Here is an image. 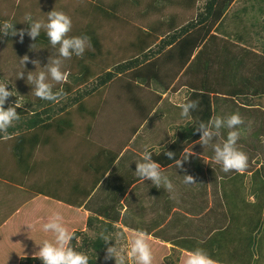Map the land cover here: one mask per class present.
I'll list each match as a JSON object with an SVG mask.
<instances>
[{"label":"rangeland","instance_id":"1","mask_svg":"<svg viewBox=\"0 0 264 264\" xmlns=\"http://www.w3.org/2000/svg\"><path fill=\"white\" fill-rule=\"evenodd\" d=\"M102 1L109 3L110 0ZM207 1L199 0L198 7H204ZM131 2V0L127 4L125 2L122 11L114 13L107 10L104 5L96 0H0V23L10 21L16 24L17 31L28 28V25L23 23L26 14H31L36 19H46L47 13L55 8V10L63 11L71 17L72 30L68 34L69 36L84 35L88 37L90 42V47L86 49L83 57L73 56L70 60L64 61L63 71L65 69L68 70L65 71L67 80L60 84L53 82L57 90H61L62 86L67 83L71 87L70 91L57 98L56 101H52L50 105L47 104L48 101L46 100L39 105L36 103L40 98L31 93L32 88L27 83L26 76L29 71L36 70L35 65L32 63L33 60H40L42 66L46 65L50 55L56 54V49L51 47L43 31L36 41L31 40L27 35H25L22 43L19 35L14 36L13 40L9 42L4 37L0 38V67L3 66L2 64H6L2 70H6L7 66L8 70L6 72L13 79L9 84V88L12 87L11 91L13 90L19 96L17 100L20 107H26L27 103L33 104V101L32 108H36L38 105L40 106L39 110L51 107L50 113H52L53 117L67 116L68 120L74 125L71 128L72 125L67 126L64 124L66 127L64 129L65 135L54 136L55 134H52L55 139L54 142H59L65 136L66 140L64 138L57 148L51 152L49 150V154L45 158H41L39 167L37 165L33 170H24L22 168L24 171L18 170L16 174H27L22 181L25 182L26 188H29L30 184H32L37 192L39 189H47L49 191L53 189L56 194L70 197L71 189H73L70 187V183L75 181L74 178L77 175H74L76 172L70 170L68 165L70 164L73 169H77V167L88 161L87 156L79 159L74 157L79 156V154L75 153L74 148L71 147L72 139L74 141H82L88 137L92 139L91 143L94 144V134L101 129L102 124H106L104 126L105 133L107 129L113 135L120 133L121 139L125 142H128L138 129L135 146H139L145 137L149 138L152 143H157L159 142V137L160 140L162 137H169L174 129L179 130V128L186 125L185 123L189 119L180 116L179 105L184 102L185 98L190 97L186 83L189 81L187 78L195 81L198 80V76H202L207 72L208 76L205 79V86H214L219 91H224L220 96L215 95L217 103L212 101V112L219 105L221 110L226 113V116V109H228L231 114L238 112L244 121V124L240 126L241 135L237 141V147L247 155V167L242 173L234 170L225 173L222 171L221 165L213 160L214 154L211 145L204 148L199 143L200 135H195L188 142V145H190L188 153L192 155L183 167V171L178 172V170H175L172 171L173 174L170 171L169 179L174 185L173 191H177L178 194L180 192L179 196L182 198L178 200L176 195L173 201L176 203L182 200L179 205L174 204V206H179L180 210L172 212V214L170 211L164 214V210L162 215H157L153 214L157 210L155 207L150 209V219L152 220L155 215L156 217L152 220L151 225L147 223L141 226L143 228L141 230L147 233L154 232V236L165 238L172 244L167 246L168 252L166 255H162L161 258H158V252H153V264H180L179 259L195 248L206 250L210 256L218 254L219 250H221V257L216 259L217 261L214 260L218 264H224L220 259H228L233 256L238 259L235 253L237 255L240 253V256H243L249 250L254 252L255 245L253 243L250 246L249 240H251V243L253 239H261L264 242V92H262L263 95H259V89L253 94L259 88L257 82L264 81V0H237L235 4L232 3L233 5L229 7L223 18L221 28L215 29L216 32L214 33L217 38L214 36L209 42L213 55L218 51V58H222L221 60H226L231 56L229 65L233 66L234 69L232 67L231 69L229 67L223 69V61H219L213 69H211V65L209 66L210 69H204L202 66L204 59L207 58L208 60L210 58L209 54L211 51H208L198 60L193 58L191 66L188 68L189 70L184 71L182 77L179 78L182 70L180 58L165 57L166 54L163 50L156 53V49H159L158 46L162 45V42L158 39L151 45V49H146L149 61L156 58L160 61L158 64L154 63L158 76L156 75V77L144 83L140 79L136 81L130 80V73L124 72V75H115L114 80L94 90V86L106 75L107 71L114 70L116 68L115 65L126 62L125 60L132 58L137 52L139 53V50L134 48V44L137 43L140 29L143 32V30H146L148 22L150 23L155 21V19L164 17L162 13L165 15L175 11L172 6L160 13L150 12L148 15L144 14L143 16L140 10ZM103 7L106 10L102 9ZM42 34L46 39L42 37ZM149 39L148 44L152 42V39ZM199 50L195 49L198 56ZM26 55L29 57V61L24 66L21 63V59ZM140 58L141 60L143 59L142 57ZM201 60H203L202 63ZM85 68L87 71H85ZM3 71L0 72V82L9 83L4 77L6 75H2ZM24 71V77L18 78V74ZM213 71L215 72L213 73ZM85 74H87V77L84 81L81 80V82L77 83L74 81L73 77L82 78ZM232 76H235V84L231 83L233 81L231 79ZM128 80H130L129 94H127L126 86L122 87ZM249 82L255 83L251 84ZM165 85H168L166 89ZM233 91H235L234 94H232ZM165 92H168L165 95L169 98L160 99L159 96L161 95L162 97V93ZM25 93L31 96L29 98L31 102L24 96ZM223 94L234 97V106H231V103L228 102L229 99ZM79 95H82L81 100L86 110L90 111L96 108L100 112L99 115H104L103 119L93 118L91 115L78 112V103L71 106L73 98ZM213 95H210L211 98ZM248 95L252 98L247 97ZM218 99L220 102H218ZM244 102L252 105L258 104L260 107H244ZM150 111L157 113H153L154 117L147 122L145 119ZM230 113L228 115H231ZM106 114L108 115L106 116ZM217 116H219V113H217ZM191 117L194 119L193 116ZM205 119L208 120V118ZM209 119L211 118L209 117ZM144 120L147 125L144 129H140ZM202 120L204 119L202 118ZM88 123H91V126ZM167 127L169 128V133H166L167 136L163 135L161 130L158 129L166 128L167 130ZM226 135L227 130H222L220 140L226 138ZM69 148L73 156L72 154L69 155ZM81 148H84V146H81ZM94 153L95 151L93 150ZM88 154L91 155V150ZM135 158L136 156L133 155L132 157L130 153L127 155L124 160L125 163L117 166L116 178L127 183L136 170L135 163L137 161ZM60 159L61 161H58ZM34 160H36V157H34ZM0 164H2L1 160ZM14 165L12 163L9 164L10 167ZM124 170L129 173L120 174ZM185 174L192 175L195 183L191 185L184 184L183 175ZM61 177H64L63 184L59 180V178L63 180ZM138 179L134 182L141 180ZM110 181H115V178L111 177ZM144 183L148 187L151 182ZM104 186L107 188V184ZM140 188L142 187H137L136 189L138 194ZM31 193L29 191L28 196ZM95 195L99 197L101 193ZM154 196H157L156 198H166L168 195L161 187L157 188L154 186L147 199L149 200ZM132 199V195H128L124 200L130 212H133L135 207ZM45 201L44 198L40 197L28 207L32 208L36 203ZM136 202L138 203L137 206H140L138 208L140 214L138 220L140 221L138 222L142 224L144 221L143 215L147 214V211H144L147 207L146 201H144L145 203ZM15 203L11 200L9 202L6 194L0 196V250L2 248L5 249H3L4 254L0 255V264H10L16 258H20L18 264H42L41 260L29 262L26 258L30 256L31 252L35 253L39 250L35 242L39 244L41 242L40 239L45 238L42 225L48 221V218L53 213L50 212L43 219L34 210L30 211L27 216H22V214L14 216L16 213V210H14V207H16ZM150 207L148 205L147 208ZM44 209L47 211L54 210V203L52 207L47 206ZM73 212V210L69 211V213ZM59 213L63 215L61 212ZM84 214L83 212L82 217H78L79 222L84 225L82 230L84 232L79 236V248L83 247L81 250H86V248L89 250L92 247H88L90 244L85 239L88 237L91 241L97 238L95 230L99 223H95L92 227H89L88 224L87 228V218L86 214ZM212 214H217L220 221L215 231L210 230L211 224L217 218V216L214 217L213 222H211ZM23 217L31 222V229L35 233L40 234L31 237L38 239L32 240L34 243H28L32 241H28L30 234L28 238V232L26 231L28 228L22 225L23 221L21 219ZM159 217H161V221ZM63 218H66L65 215H63ZM161 222L169 225L155 234L156 231H153L152 227L155 224H161ZM64 224L66 227L69 226L66 223ZM72 228H69V231H72ZM224 229L227 230L228 237L224 231V234L219 233V231ZM260 243L262 242H258L257 249L260 250L261 254H264L261 245H259ZM90 251L92 250L90 249ZM261 254L253 258L255 260L259 259V264H264V256ZM105 255L106 248L102 253L96 255V264H115L114 259L105 261ZM234 262L236 261L234 260Z\"/></svg>","mask_w":264,"mask_h":264},{"label":"trees","instance_id":"2","mask_svg":"<svg viewBox=\"0 0 264 264\" xmlns=\"http://www.w3.org/2000/svg\"><path fill=\"white\" fill-rule=\"evenodd\" d=\"M96 1L104 5L107 10L113 11L114 13L122 11V9L124 8L123 6L129 2V0H110L109 3L107 1L104 3L102 0H96ZM131 1H132L131 3L135 5L138 10H140V13L143 16L144 14L148 15L150 12L160 13L163 10H166L168 7L171 8L172 6L175 8V11H172L171 13H168L165 15L162 13L164 17L155 19V21H151L150 23L148 22L146 24V30H143V32H141L142 29H140L137 43L134 44V48L138 49L139 53L137 52L135 56H133L132 58L128 60H125L126 62L118 63L117 65H115L116 68H114V70L107 71L106 75L99 80L97 85L94 86L93 88L94 90H96V88L98 87L105 86L107 83L114 80L113 78H115V75L117 76L119 75L122 76V74L124 75V72L130 73L129 74L130 80L136 81L140 79V80H143L144 83H146L147 81H150L153 77H156L158 73L156 71V67H155L156 65L154 66V63L158 64V62L160 61L157 58L155 60L153 59L149 61L148 60L149 57L148 55H146L147 54L146 49H149V48L151 49V45H153L158 39L160 42H162V45L160 47L158 46L159 49H156V53H159L160 51L163 50L166 54L165 57L167 56L169 58L170 56H172V59L174 57L175 59L180 58L181 68H185V71H188L189 70L188 68L191 66V63H192V61L190 62V60L193 55H194L193 58H195V60H198L205 53H207L208 51H211L209 42L211 39H213L214 36H216V34L214 33L216 32L215 29L217 30L221 28L222 23H223V18L226 12L229 9L230 5L234 2V0H208L206 4L204 5V7L201 8V7H198L199 0H131ZM105 7H103L102 9H104ZM13 37L14 36H4V38L8 42L12 41ZM42 37L46 39V37L43 34H42ZM149 38L152 39V42L149 43L150 45L148 44V40H150ZM212 46L214 45L212 44ZM195 49H200L198 52L199 56L196 54ZM218 55H219L218 51L215 52V55H213L211 51L209 54L210 58H208V60L207 58L204 59V62L203 60H201V63L203 62L204 64L207 65L206 66L202 64L204 69L205 68H207V70L210 69L209 68L210 65L212 66L211 69H213V67L214 66L216 67L219 61L224 62L223 69H227L228 67L230 69L231 67L233 68V66L229 65V63H231V56L227 58L226 60H221L222 58H218ZM140 57H142L143 58L142 60L144 61H142ZM2 65L4 66L6 64H2ZM3 66L0 67V72L3 71L2 70ZM196 69H197V66H196ZM6 70H8L7 66H6ZM6 70H4L5 72L3 71L2 75L3 76L6 75L4 76L6 81H9V83H11L13 79H11V77L9 76L8 72H6ZM64 71H68V70L65 69ZM85 71H87L86 68H85ZM214 72L215 71H213V73ZM207 74L208 73L206 72V74H203L202 76H198L197 78L198 80H195V81H193V79L191 80L187 78V80L189 81L186 82L187 87L189 88L188 91L190 92L189 98H191L192 100H197L199 102L198 108L191 113V116L195 118L196 117L198 118V116H201V118H203L204 120H198V121H202V122L208 121L209 117L211 118L212 116L211 103L216 98V96L214 95V97L212 96L211 98L210 95L211 94H221L224 92V91L223 92L219 91L214 86L213 87H210L209 85L205 86V79L208 76ZM86 77H87V74H85L84 77L82 78L73 77V79L77 83V82H81V80L84 81ZM231 79L233 80L231 83L235 84V76H232ZM130 80H128L125 83V85L123 84V86H126L125 88L127 90V94L130 93V90H129ZM0 83H4V82H0ZM249 83L253 84L255 82H249ZM257 83L259 85V88H257L256 91L253 92V94L259 91V89H260L259 91L260 94L264 92V81L262 82L260 81ZM168 85H165V89L167 88ZM11 89L12 87L9 88L10 91ZM70 89H71L70 85L65 83L62 86L61 90H57L55 89V87L53 90L61 92V95L59 96L61 97L65 95L66 93H68ZM234 92L235 91H233L232 94H234ZM13 95L14 96L9 97L8 103L5 104V108L9 106H15L14 103L17 100V98H19V96L15 94L14 92H13ZM24 96L28 98V100L31 102V100L29 99L31 98V96L28 93H25ZM81 98H82V95L74 97L73 102L71 103V106L76 105V103H78V107H77L78 112L91 115L93 118L97 117V115H99L100 112L97 111L96 108L95 110L91 109L90 111H87L86 107L82 103ZM159 98L161 99V95L159 96ZM43 102L44 100L38 99L36 104L41 105ZM51 102L52 101H48L47 104L50 105ZM32 103L34 104L33 101ZM33 104L27 103L26 107L21 106L17 108L19 119L14 121L12 126L9 127L6 132H0V160L2 162V164H0V167L2 169V170L0 169V175L8 179L11 178L13 181H16V182L18 181V174H16L17 171L23 170V169L33 170L36 166L34 164L36 161L34 160L35 155L39 153H43V152L44 153L48 152L47 155L49 154L51 145L46 144V142L48 143L56 135L64 134L65 132L64 129H66L64 124H66L67 126L72 125V122L68 120L69 118L67 116L53 117L52 113H50L51 107H47L43 110H39L38 108H40V106L38 105V107L32 108ZM61 111L63 110L61 109ZM107 115L108 114H106V116ZM103 116L104 115H99L101 119H103ZM205 118H208V120H206ZM198 121L197 122L192 121L184 125L182 128L184 129L183 133L181 131H178V142L179 143H182L183 141L184 142L189 141L190 139L194 138V136L197 134V131L195 128L198 127L199 125ZM88 125L91 126V123H88ZM73 127L74 125L71 126V128ZM52 134H55V135L52 136ZM164 150H167V149L165 148ZM106 156L105 158L107 159V161H105L106 163L104 162L105 164L98 163L95 165L96 169L101 172L103 170H106L107 166L109 167L111 166V164H113L111 163V159H112L111 153L110 154L106 153ZM10 163L15 164V165L13 167H10L9 166ZM6 166L7 168L5 169ZM89 169L94 170V165L92 164L91 166H89ZM8 174H11L12 177H9ZM59 180L61 184H63L64 180H61L60 178ZM94 180L95 178L94 179L88 178L85 175L80 176L77 179H75L76 183L73 184L72 187L73 189L74 188H76L77 190L80 189V191H75V192L73 191V195L77 197H76V202L74 201L73 202L71 201V202L76 203L77 205L75 204V206H78V207L81 206L84 200L87 199V192H85L80 187L87 185V183L90 181H92L93 184H96L95 183L96 181ZM12 189L14 190V188ZM45 194L48 196H52L48 193H45ZM57 195L58 194H54L53 197H57ZM19 199H20V196L16 198L12 197L11 201H13L14 203L16 202L15 205L18 207L27 200L28 202H30L32 197L29 196L28 199L22 197V200H19ZM69 209L70 208L65 206L66 214L65 213L63 214L66 217V218H63L64 223L68 225H69L70 217H71L69 215V211H68ZM50 212L54 213L52 211ZM102 213L104 216H106L102 219H100L98 216H93V215H89L88 217H86L87 218L86 227L88 226V224H89V227H92L95 223H99L98 227H96V230H95L96 235L98 231L103 227H107L109 230H112V222L116 221L115 218L111 219V215H109V211L106 208L102 210ZM73 215L75 216L74 218L75 220L72 221V224L74 227L73 232L76 233L77 236H80L84 232L82 231L84 229V225L80 223L78 219V217H82V213L76 210L74 211ZM74 216H72V218ZM218 218L219 217L217 215V219ZM223 231L224 230L220 231L221 234H224ZM224 232L226 236H228L227 230H225ZM31 237L32 236H30V239H28V241L38 240V239L31 238ZM52 237L53 235L50 236V238L49 236H47L46 238V233H45V238L40 239V241H42L43 239H52ZM28 238H29V235H28ZM85 241H87V243L90 244V246L88 247H92L90 248L92 251H90V249L88 250V248L82 251H86L87 254L89 255L90 264H96L95 262V257H97L96 255H99L100 253H102V251L105 250L107 245H105L102 241H99L98 238H95L90 241V239L87 237ZM74 242H75V239L73 240V244ZM28 243H34V241L28 242ZM153 243H156V242H153ZM253 243L255 245L256 243L255 239L252 240V243H251V240H249L250 246ZM156 244H159L160 246L165 247V252L161 251L160 247L157 248L155 246L152 248L153 252L159 253L158 258H160L161 256L160 254H167L168 249L166 248V246L162 245L161 243H156ZM81 249H83V247H80L78 250H81ZM96 251H98L99 254H97L98 252ZM250 252L248 251L245 254L244 252H242V254L246 255L245 257L244 255L240 256V253L238 255L237 253H235L238 259L234 258L235 256H233L232 258H228V259H220V261L223 262L224 264L249 263L251 262V259L253 258V254H252L253 250L252 251L250 250ZM33 256H34V253L31 252L30 256L27 258L25 257V258L28 259L29 262H37L40 260L38 258L34 259ZM211 257L213 260L220 258L221 250H219L218 254L216 255L214 254ZM234 260L236 262H234ZM179 262L180 264H182V258L179 259ZM259 262L260 261L254 259L255 264H259ZM215 264L217 263L215 262Z\"/></svg>","mask_w":264,"mask_h":264},{"label":"clouds","instance_id":"3","mask_svg":"<svg viewBox=\"0 0 264 264\" xmlns=\"http://www.w3.org/2000/svg\"><path fill=\"white\" fill-rule=\"evenodd\" d=\"M23 23L27 24L28 28L19 31L15 27L16 24L10 21L0 23V38L19 35L22 43L25 35L36 41L42 31L46 34L51 47L56 49V54L50 55L47 64L43 66L40 60H33L32 63L36 70L27 73L26 81L32 88L31 93L36 97L46 101H56L61 92L53 90V82L60 84L67 80V73L62 70L64 61L70 60L73 56L83 57L86 49L90 47L89 39L84 35L69 36L72 30V19L63 11H57L55 8L47 13L46 19H36L31 14H26ZM193 57L194 55L191 60ZM28 61L27 55L21 59L24 66ZM184 71L185 68H182L179 78L182 77ZM24 75L25 71L20 72L18 78H23ZM9 84L0 83V132H6L13 122L19 119L18 100L15 101V106L5 108L9 97L14 96L13 90H9ZM198 104L197 100L185 98L184 102L179 105L180 116L190 120L191 113L198 108ZM243 124L244 121L237 112L223 117L215 116L207 122H200L195 128L200 133L199 143L204 148L211 145L213 160L221 165L225 173L233 170L242 173L247 167L248 157L237 147V141L241 135L240 126ZM222 130H227V135L226 138L220 140ZM154 152H158V149L145 146L141 159L135 163V175L144 181H151V184L157 188L162 186L165 191L172 193L174 185L162 172L159 163L153 159ZM164 155L174 161L176 168L180 169L183 162L188 161L192 154L185 153L177 158V153L165 150ZM183 177L184 184L195 183L192 175L185 174ZM27 226L31 230V226ZM42 228L45 233H52L53 237L43 239L39 244L35 242L39 250L34 253V259H40L42 264H90L87 252L78 250L80 237L69 231L59 212L53 213ZM97 238L107 245L105 261L114 259L115 264H153L154 256L150 237L144 230H136L129 236L126 229L113 224L112 230L107 227L101 228L97 233ZM74 239L75 244H73ZM182 264H215V262L206 250L195 248L182 258Z\"/></svg>","mask_w":264,"mask_h":264},{"label":"crops","instance_id":"4","mask_svg":"<svg viewBox=\"0 0 264 264\" xmlns=\"http://www.w3.org/2000/svg\"><path fill=\"white\" fill-rule=\"evenodd\" d=\"M236 1L237 0H234L233 4H235ZM233 4H231V5H233ZM122 87H123V85H122ZM167 93L168 92L163 93L161 99L169 98V97H167V95H165ZM214 95L220 96V94H214ZM223 95H225V94H223ZM251 95H253V94H251ZM259 95H263V94L261 93ZM225 96H226V98L229 99L228 102L231 103V106H234V103H233L234 97L229 96V95H225ZM247 97L252 98L250 95H248ZM253 97H255V96H253ZM213 101L217 103L216 98ZM218 102H220V100ZM243 105H245L244 107H248V106L260 107V105H258V104L252 105V104L245 103V102ZM261 108L263 109V107H261ZM226 112L228 115V113H230V110L226 109ZM153 113L156 114L157 112L150 111L148 116L145 119L147 122H149L154 117ZM217 113H219V116H221V117L226 116V113H224L221 110L219 105L213 110L211 118L217 116ZM101 117L97 116L96 118L101 119ZM162 119H163V117H162ZM194 119H195V117H194ZM194 119L191 118L185 124L190 123L192 121L197 122L198 120H202V118L200 116H198V118L196 117L195 120ZM145 120H144V122H142L140 129H144L145 126L147 125V123H145ZM98 125H101V124H98ZM102 125L103 126L101 127V129L96 134H94V136H95L94 140L97 143L93 140L94 144H92L91 143L92 139H90L88 137L82 141L81 140L74 141V139H72V146L71 147L74 148L75 153L79 154V156H74V157L76 159H79V158H82L83 156H87V159H88L87 162H85L82 166L77 167V169H73V167H71L70 164L68 165L70 170H73L74 172H76L74 175H77V176L74 179H77L78 177L85 175L88 178H93V179L95 178L94 181H96L95 182L96 184H93L92 181H90L87 183V185L80 187L85 192H87V199L84 200L83 204H81V206L78 207V206H75L76 203H72L73 201L76 202V197H77V196L73 195V191L74 192L80 191V189L79 190H77L76 188L71 189L72 191H71L70 197H66L65 195H62V194H58L57 197H53L54 194H56V193H54L55 191L53 189H51V191H49L47 189H41V190L39 189V191L37 192V190H35V188L32 186V184H30L29 188H26L25 182H22L24 180L25 176L27 175L25 173L18 174V181L17 182L13 181L11 178L8 179V178H5L2 175H0V196H2V195L4 196V194H6L7 200L9 202H10V200H12V197L16 198V197L20 196L19 200H22V197L27 198V199L29 196L32 197L30 202H28V200H27L23 204H21L20 206L14 207V210H16V213L14 216H17L20 214H22V216H27V215H29L30 211L34 210V211H36V214H38L40 216V218L43 219L50 213V211H52L54 213L57 211V212H61L62 214H64V213L66 214L65 206H67L68 208H70L68 211L78 210L82 214L84 212L86 214V217H88L89 215H93V216H98L100 219H102V218L106 217L102 213V210H104L106 208L109 211V215H111V219H113V218L116 219V221L112 222V225L117 224L120 226L121 229H126L127 234L129 236H131V234L134 231L143 229L141 226H144L147 223H149L151 225V222H152V220H154L156 215L154 217H152V220H151L150 214H149L150 209L155 207L157 210L153 214H157V215H159V214L162 215V211H164V210H165L164 214H166L169 211L172 214V212L174 213L175 211L180 210V207L174 206V204L179 205L180 203H182V200L177 201L176 203L173 202L175 200L176 195H177L178 200L182 199L181 196H179L180 192L178 194L177 191H175V192L173 191L172 193L165 191V193H167V195H168L166 198H163V197L162 198H156L157 196H154L148 200L147 197H148L150 191L153 190L154 185L150 183V185L147 187V185L144 182H151V181H147V180L144 181L142 179L139 180L140 178L137 177L134 173L132 176H130V179L126 183L125 181L122 182L120 179L116 178L115 172L117 170L118 165H122L125 163L124 160L126 159V157L129 153H130V156H132V157H133V155H135L136 161H139L142 157V153L145 149V146H149L150 148H157L158 149V152L153 153V159L159 163L161 170L164 171L163 173L165 175H167L168 177L170 176V171L171 172L175 171V170H178V172L183 171L182 169L185 166V164H187L188 161L183 162L182 168L177 169L174 161H170L164 155L165 150L163 149V148H166L167 151H172L174 153H177V158L182 157L183 155H185V153H188V148L190 146V145H188L189 141H185V142L183 141L182 143L178 142V131H181L183 133L184 132V129H182L183 127L179 128V130L174 129L172 135L169 137H164V138L162 137L161 140L159 137V142H157V143H154V142L152 143L149 138L145 137L139 146H135L136 135L138 134L137 131H139L138 129H137V131H135L133 136L130 137L128 142H125L123 139H121L120 133H116L115 135H113V133L109 132V129H107V131L105 133V127L104 126H106V124H102ZM158 129L161 130V133L163 135H166L167 132L169 133L168 127H167V130H166V128H158ZM197 134L200 135L199 132H197ZM64 135H65V133H64ZM64 138L66 140V136ZM166 138H167V140H166ZM63 139H61L59 142H54L55 139L52 138V140H50L48 143L46 142V144L51 145L50 152L52 150H54L55 148H57ZM81 146H84V148H81ZM159 146H161L163 148H160ZM89 149L91 150V155L88 154V152L90 151ZM93 150L95 151L94 154H93ZM69 151H70L69 155H71L72 152H71L70 148H69ZM47 153L48 152H46V153L43 152V153H39V154L35 155L36 161L34 164L36 166L38 165V167H39V163H41L40 162L41 158H45L47 156ZM106 153H108V154L111 153V155H112L111 163H113V164H111V166H109V167L106 164V166H107V168L105 167L106 170H103L101 172V171L96 169L95 165L98 163L103 164L105 161H107V159L105 158ZM72 156H73V154H72ZM55 159H57V157H55ZM58 161H61V159ZM92 164L94 165V170L88 168V165L91 166ZM135 169H136V167H135ZM128 173L129 172H127L126 170H124L123 172H120V174H128ZM172 174H173V172H172ZM8 175H9V177H12L11 174H8ZM111 177H114L115 181H110ZM61 178L64 180V177H61ZM137 178H139L138 179L139 181L134 182ZM75 183H76L75 181L73 183H70V187L73 188L72 186ZM105 184H107V188L104 186ZM135 186H136V188H135ZM124 187H126V188H124ZM137 187L143 188V189L140 188L139 194L137 193V190H136ZM12 188H14V190ZM161 189L164 190V188L162 186H161ZM29 191H31L32 193L28 196ZM45 193H48L52 196H48ZM98 193H101V195H99V197H96L95 194H98ZM128 195L129 196L132 195V198H133L132 201H133V205L135 206L133 212H130L128 207H127V204L124 203V200L128 197ZM156 195H158V194H156ZM40 197L44 198L46 201L42 202V203H36L32 208L28 207L30 204H33L32 203L33 201L37 200ZM48 200L52 201V202H49ZM164 200H166V202H164ZM136 201H138L140 203H143L144 201H146V203L145 202L144 203L147 205V207H148V205L151 206L150 208H147L146 206H144V207H146V210H144V211H147V214L143 215L144 221L142 224L138 222V221H140V220H138L140 217L138 208H140V206H137L138 203ZM93 202H95V204H93ZM53 203H54V210L47 211L44 209L47 206L52 207ZM158 206H159V208H158ZM130 207H131V205H130ZM73 214H74V212L69 213V215L71 217H70V222H69L70 227L68 226L67 227L68 229L73 227L72 221L75 220L74 219L75 216ZM41 215H44V216H41ZM72 216H74V217L72 218ZM216 216H217V214L211 215V218H212L211 222H213L214 217H216ZM109 218H110V216H109ZM159 218L161 221V217H159ZM21 220L23 221L22 225L24 227L28 228L27 225H30L31 222L26 220L24 217ZM219 222H220L219 218L218 219L216 218L215 222L213 224H211L210 230L211 231L217 230L216 226L217 225L219 226ZM168 225H169L168 223L163 224L161 222V224H157V225L155 224L154 227H152V230L156 231L155 232V234H156L157 232L161 231L162 228H165ZM72 229H74V227ZM26 231L28 232V235L30 234V236L38 235L37 233L34 232L33 229H31V230L26 229ZM224 231H225V229H224ZM72 232H73V230H72ZM148 233H149L148 235L150 237V244H151L152 248L155 246L157 248L160 247L161 251L165 252V247L160 246L159 244H156V243H161L162 245L166 246V248H168L167 246L172 245L165 238H161L160 236H154V232H152V233L148 232ZM219 233H220V231H219ZM52 235L53 234L50 232L46 233V236H49V238ZM255 240H256V243L254 246V252L252 253L253 257L261 254L260 250L257 249L259 241L262 242L259 245H261V248L264 251V242L261 239H259V240L255 239ZM153 242H156V243H153ZM166 243H167V245H166ZM3 249L4 248H2L0 250V255L4 254L5 249L4 250ZM249 252H250V250H249ZM160 255H161L160 256V258H161L162 255H166V254H160ZM261 255L264 256L263 253ZM183 256H185V255H183ZM245 256L246 255H244V257ZM19 259L16 258L12 262H10V264H12V263L18 264ZM253 259L254 258L251 259V262L245 263V264H255ZM257 260L260 261L259 259H257Z\"/></svg>","mask_w":264,"mask_h":264}]
</instances>
